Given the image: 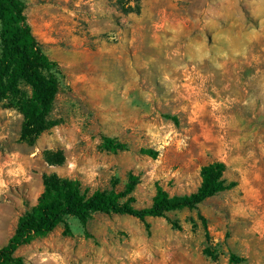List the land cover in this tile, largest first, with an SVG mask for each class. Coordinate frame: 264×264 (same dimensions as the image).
I'll return each mask as SVG.
<instances>
[{"label":"rangeland","instance_id":"rangeland-1","mask_svg":"<svg viewBox=\"0 0 264 264\" xmlns=\"http://www.w3.org/2000/svg\"><path fill=\"white\" fill-rule=\"evenodd\" d=\"M23 1L63 70L53 111L61 124L30 145L20 141L21 113L0 105V249L37 203L46 174L78 179L90 193L121 192L136 175L141 209L158 185L171 195L196 192L202 167L221 161L238 185L197 210L145 222L97 214L87 228L69 217L70 235L60 225L16 255L27 264H236L235 254L238 264H264V0H140L129 14L118 0ZM104 136L130 150H103ZM47 151L63 152L65 162L49 163Z\"/></svg>","mask_w":264,"mask_h":264},{"label":"trees","instance_id":"trees-1","mask_svg":"<svg viewBox=\"0 0 264 264\" xmlns=\"http://www.w3.org/2000/svg\"><path fill=\"white\" fill-rule=\"evenodd\" d=\"M121 10L139 13L140 0L132 5L118 0ZM27 4L23 0H0V105L18 110L23 116L20 141L34 145L47 131L59 126L60 120L53 118L55 101L60 91L63 70L44 51L34 34L26 14ZM177 122L176 117L166 116ZM102 149L111 153L130 150L128 143L104 136ZM143 155L157 158L158 152L150 148L141 149ZM51 164L65 162L63 152L45 153ZM227 165L214 161L202 167V182L196 192L171 195L157 186L152 204L136 208L133 196L140 178L130 175L123 191L96 190L90 193L80 180L63 178L56 173L43 176L44 191L37 203L19 218L17 228L8 243L0 249V264H27L17 251L44 238L60 225L65 226V235L71 231L69 217L76 218L84 228L97 214L127 215L145 222L148 218H166L167 214L183 210H197L209 198L235 188V181L225 178ZM206 236L210 237L207 219L200 215ZM174 229L182 230L179 222L172 223ZM86 237H91L86 232ZM204 254L213 260L218 255L209 247ZM244 258L231 254V263H241Z\"/></svg>","mask_w":264,"mask_h":264}]
</instances>
